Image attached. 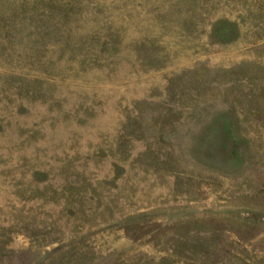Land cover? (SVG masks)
<instances>
[{"label": "rangeland", "instance_id": "1", "mask_svg": "<svg viewBox=\"0 0 264 264\" xmlns=\"http://www.w3.org/2000/svg\"><path fill=\"white\" fill-rule=\"evenodd\" d=\"M0 264H264V0H0Z\"/></svg>", "mask_w": 264, "mask_h": 264}]
</instances>
